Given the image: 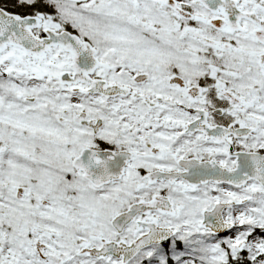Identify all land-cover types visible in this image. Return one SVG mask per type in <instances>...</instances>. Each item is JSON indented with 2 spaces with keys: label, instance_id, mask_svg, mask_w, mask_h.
<instances>
[{
  "label": "snow or ice",
  "instance_id": "snow-or-ice-1",
  "mask_svg": "<svg viewBox=\"0 0 264 264\" xmlns=\"http://www.w3.org/2000/svg\"><path fill=\"white\" fill-rule=\"evenodd\" d=\"M0 264H264V0H0Z\"/></svg>",
  "mask_w": 264,
  "mask_h": 264
}]
</instances>
